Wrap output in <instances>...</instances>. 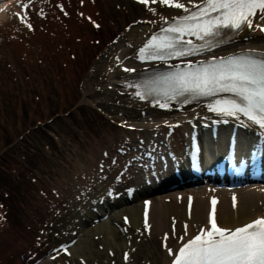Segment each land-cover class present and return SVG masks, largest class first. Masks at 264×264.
Masks as SVG:
<instances>
[{"label": "rangeland", "instance_id": "obj_1", "mask_svg": "<svg viewBox=\"0 0 264 264\" xmlns=\"http://www.w3.org/2000/svg\"><path fill=\"white\" fill-rule=\"evenodd\" d=\"M118 1L121 10L118 4L107 7L104 0L89 1V5L85 0H41L43 8L30 10L38 21V25L29 22L32 29L20 18L26 0L10 10L13 33H20L23 48L10 46L9 36L0 33V264H28L33 259L34 264H41L49 257L56 262L57 253L68 254L77 245L81 250L74 258L70 256L72 264L88 258L89 264L126 263L127 255L121 258V253L110 261L91 257L90 252L114 247L120 251L131 243L129 219L120 217L111 224L108 220L124 207L133 206L130 200L123 206L116 204L121 193L128 198L133 192L127 195L122 189L111 194L114 190L109 189L108 177L114 176V170L122 166L120 159H125L115 149L128 138L126 134L144 137L145 125L153 122L134 117L133 125L126 127L109 118L92 105L84 85L86 74L102 65V57L109 64L120 57L118 35L140 17L134 4L143 3ZM95 6L100 9L103 27H88L83 19L89 14L94 17ZM122 9L127 10V16ZM76 26L83 34L86 27L92 36L90 45L81 44L83 35L79 33V45L75 44L71 34ZM109 81L112 79L104 87L113 91L115 85ZM130 146L128 152L135 154L138 149ZM154 195L143 199L145 205L168 196ZM145 214L147 211H143V221ZM104 222L108 231L95 233ZM67 239L59 249H53L55 243ZM160 242L155 239L151 244L159 250Z\"/></svg>", "mask_w": 264, "mask_h": 264}, {"label": "bare ground", "instance_id": "obj_2", "mask_svg": "<svg viewBox=\"0 0 264 264\" xmlns=\"http://www.w3.org/2000/svg\"><path fill=\"white\" fill-rule=\"evenodd\" d=\"M54 1L64 2V0ZM89 1L92 2L93 0H85L86 5H89ZM131 1L134 4V1ZM146 2L141 6L134 4L140 10V17L133 20L124 33L118 35L121 38L119 43L120 57L110 64L106 63L105 58L102 57L99 62L103 66L95 65L86 74L84 80L85 95H89L92 98V105L100 108V111L109 118L127 124L126 127L132 124L131 121L134 117L139 119L138 121L150 120L153 122L145 125L144 137L140 138L138 134H126L128 138L123 140L124 142L119 146V149H115V151L124 154L125 159L118 158L121 160L122 166L120 169L114 170V176L108 177L110 180L109 189L114 190L111 194L118 193V190L122 189L127 190V195L133 192L128 198L121 193L119 196L121 198L116 199V204L123 206L122 204L129 203L130 200L133 206L124 207L108 220L111 224L120 217L123 219L128 218L129 225L132 227L129 228V232H132V235H130L132 239H129V243L130 240L131 243L128 244L129 247L121 248L120 251L114 247L111 249L112 251L107 249L102 252L91 251L90 253L93 255L91 257H107L108 260H114L120 253L121 258L127 255L125 257L126 263L123 262V264H174L183 243L192 239L201 229L210 230L212 201L215 199L213 196L218 199H216L215 205V218L218 227L234 230L257 219L264 218V185H248L233 191L228 189L225 191L214 190V188H209L211 185L208 184L204 188L198 185L196 186L200 188H195L190 182L193 177L186 170V161L189 156L185 152V148L195 142L194 140L200 143L203 133L206 132L212 134L215 132L220 139H227L233 133H237L242 138L251 139L255 143L256 140L262 142L264 141V130L251 121L244 119L243 116L236 119L218 116L209 111L207 105L215 98L194 97L190 98V104L188 105L163 108L159 106L160 101L158 99L156 100L158 102L155 101V98L151 99L147 96L145 99H140L136 93L137 91H149L153 87L159 88L160 85L154 84V81L166 76V73H163L164 69L170 65H177L178 62L183 63L180 67L186 71L189 63H196L193 65L199 66L198 62L201 61L209 62L213 59L219 61L220 58H239L241 57L240 54H246L250 58L264 59V35L260 33L259 27L258 32H255L257 25L264 26V20L260 19V13L257 11L256 16L253 18L252 28L244 27L242 30L235 32L225 30L224 35L209 41L212 47L204 49L206 51L204 54L185 56L186 58L183 57L185 59L181 58L175 62L157 61L142 58L139 50L144 48L152 37L162 36L164 34L163 29L171 26L176 18L186 13L183 9L163 5L159 0L155 3L151 1L147 4ZM175 2L183 3L190 10H195L193 6L202 4L203 0H192L191 3H189V0H175ZM17 3L19 4L20 0H0V33L9 36L10 46H15L17 50H20V48H23L22 43L19 41L20 33H13L14 20L10 13L11 8ZM24 3L28 7L19 13L28 23L34 22L35 25H38V21L34 20L31 14L41 6V0H26ZM104 3H107L106 6L109 8H113L115 4H118V9H120L121 5L118 0H104ZM41 8L43 7L41 6ZM152 9L155 11H152ZM30 10H33V12H30ZM93 11L94 17L90 14L83 16L87 26L90 27L93 24L96 27L97 25L103 27L104 23L99 7L95 6ZM25 13H27L26 16ZM122 14L127 16V10L122 9ZM7 16L11 17L7 18ZM17 18H15V22ZM125 26L127 27L128 24ZM5 29L8 30V34L5 33ZM76 29L71 34L74 37L75 44L79 45L77 43L79 41L76 40L78 38L76 33H79L80 36L83 35L81 44L84 42L86 46L90 45L92 36L86 32V27L84 34L79 31V27L76 26ZM104 30H106L105 27ZM10 32H12V35H9ZM25 32H28V30H23L22 33ZM190 38L192 39V37H185V39ZM194 42L198 45L202 41L196 39ZM202 44L208 47L204 42ZM23 45L26 46L25 43ZM108 49L109 47L104 52H108ZM8 52H12L10 48ZM246 55L244 57H247ZM79 56L81 57V54ZM125 68L135 69V71H124ZM108 79H112V82L109 81V83L115 85L113 91H109L104 87ZM137 85L139 88H137ZM228 97L229 94H222L216 98ZM126 120L129 122L124 123ZM139 126L142 127L141 124ZM257 132L259 136L255 135ZM130 145L139 151L136 150L135 154L128 152ZM183 157H186L184 163L179 162L178 167L173 165L178 170L174 174V171H171L172 169L167 165L170 163L169 158L182 159ZM254 157V160H260L261 164L262 162L264 164V153ZM167 159H169L168 163ZM113 163H115L114 159ZM103 164L104 162L101 161V165ZM160 175L164 177V182L162 179L157 178ZM155 178L159 180L157 184L159 188L163 187L165 181L168 184H171V182L180 184L176 182L183 181L181 186L183 189H177L168 193V196H165L166 198H158L156 202L145 205L143 199H148L150 196L148 193L151 191L145 185L149 180L153 181ZM231 198L233 200H229ZM143 211H147L144 221L142 218ZM102 224L95 228V233L108 231L106 222ZM185 225H187L186 233ZM172 226H174L173 231L171 230ZM138 238H142L143 241L136 243ZM155 239H160L163 242V246L159 250L151 244ZM67 241L68 239L55 243L53 249H59ZM95 241L96 239H94L93 245H96ZM169 249L172 250V254L169 253ZM79 250L81 248L77 245L68 254H65V252L62 254L57 253V256H55L57 258L56 262H52L49 257L41 264H72L71 259L75 257ZM144 257L145 261L143 262ZM34 262H36V259L26 263L34 264ZM89 262L90 258L80 260L79 264H89Z\"/></svg>", "mask_w": 264, "mask_h": 264}, {"label": "snow or ice", "instance_id": "obj_3", "mask_svg": "<svg viewBox=\"0 0 264 264\" xmlns=\"http://www.w3.org/2000/svg\"><path fill=\"white\" fill-rule=\"evenodd\" d=\"M139 2L145 3L146 0ZM159 2L168 7L183 9L186 15L176 18L171 26L163 29L162 36L152 37L139 50L142 58L166 61L198 55L204 51V45H197L185 37H195L210 49L212 44L209 41L224 35L225 30L252 28L257 11L260 19L264 20V0H203L202 4L193 6L195 10L175 0ZM20 18L32 29L31 23L24 17ZM257 27L264 31V26ZM198 64L189 63L186 71L178 70L154 81V84L161 87H153L146 92L137 91L136 95L140 99L149 95L160 96L164 100L159 104L160 107H167L169 101L180 98L184 102L194 97L215 98L207 105L209 111L236 119L243 116L264 128V60L241 56L201 61ZM124 71L135 69L125 68ZM225 93L229 94L228 98H216ZM215 205L214 199L210 230L201 229L192 239L183 243L174 264H264V218L234 230L221 228L217 226ZM169 253L172 254L171 249Z\"/></svg>", "mask_w": 264, "mask_h": 264}]
</instances>
